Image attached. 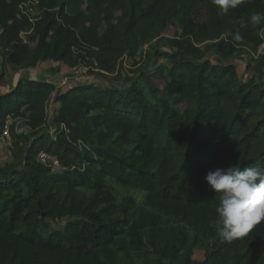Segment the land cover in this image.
I'll return each instance as SVG.
<instances>
[{
  "label": "trees",
  "instance_id": "trees-1",
  "mask_svg": "<svg viewBox=\"0 0 264 264\" xmlns=\"http://www.w3.org/2000/svg\"><path fill=\"white\" fill-rule=\"evenodd\" d=\"M253 12L264 0L226 15L211 0H0V85L9 68L49 61L114 75L0 91V125L24 116L30 127L0 164V264H264V222L222 243L205 180L264 166V21L253 27Z\"/></svg>",
  "mask_w": 264,
  "mask_h": 264
},
{
  "label": "clouds",
  "instance_id": "clouds-1",
  "mask_svg": "<svg viewBox=\"0 0 264 264\" xmlns=\"http://www.w3.org/2000/svg\"><path fill=\"white\" fill-rule=\"evenodd\" d=\"M246 0H211L221 15L244 4ZM264 13L253 12L249 23L256 27ZM246 25L241 24V27ZM235 39L240 40L237 31ZM209 189L218 195L216 217L210 222L222 243H231L249 235L264 222V166L216 168L205 176Z\"/></svg>",
  "mask_w": 264,
  "mask_h": 264
},
{
  "label": "rangeland",
  "instance_id": "rangeland-1",
  "mask_svg": "<svg viewBox=\"0 0 264 264\" xmlns=\"http://www.w3.org/2000/svg\"><path fill=\"white\" fill-rule=\"evenodd\" d=\"M30 4L27 3L26 7H28V10L31 13V16L33 19H35V16L40 14L38 11H36L33 8H29ZM175 27L170 26L166 31L165 34L169 36H173L175 34ZM30 31L23 33V36L25 40L29 41V36H30ZM0 34H1V29H0ZM34 43V42H31ZM151 46L146 45L145 50L150 49ZM264 51V44L261 47V52ZM162 62L165 61V58L160 59ZM1 62V58H0ZM231 62L235 63L238 67V70L240 74L248 78L251 75V72L249 73L248 70V65H247V60H243L240 57H235L231 59ZM129 62L126 61L124 63L125 65V71L127 72V68L129 66ZM95 69H91L90 67L83 66L82 64H78L76 66H68L66 64H61L57 62H42L39 66L36 67H30V68H21L18 70H13V69H8V77L6 78V82L0 85V91L1 92H6L10 89H12L15 84H17L20 80L22 79H30V80H37V81H45V80H51L55 82L58 86H64L65 84L69 83H74L77 81L78 82H85V81H92L95 84H98L99 86H105L110 83V81H114V75L105 77L100 75L99 73L96 72ZM0 71H1V66H0ZM97 73V74H94ZM68 89V88H67ZM55 102H51L48 109H49V120H48V126L49 131L51 134L55 133L56 127L52 123V111L56 108ZM11 130L12 132H17V128L23 127L27 132L28 129L30 130V127L26 124V118L24 116L21 117H11ZM14 128V129H13ZM17 134V133H16ZM13 141L12 139H4L3 136L0 134V164L4 165L7 162H9L12 159L11 153H10V146ZM194 258L196 259H201L203 260L205 258V252L204 250H196Z\"/></svg>",
  "mask_w": 264,
  "mask_h": 264
},
{
  "label": "built area",
  "instance_id": "built-area-1",
  "mask_svg": "<svg viewBox=\"0 0 264 264\" xmlns=\"http://www.w3.org/2000/svg\"><path fill=\"white\" fill-rule=\"evenodd\" d=\"M10 118L11 117L8 118V120L5 122V124L3 126L0 125V134L3 136L4 139H12L13 138V132L11 130V122L12 121ZM28 131H29V129H28ZM16 133L17 134H25V133H27V131L25 130V128L18 126ZM39 159L44 163H49L50 166H52V168L54 170H60L63 168L61 166L59 160L47 152H44V151L41 152L39 155Z\"/></svg>",
  "mask_w": 264,
  "mask_h": 264
},
{
  "label": "crops",
  "instance_id": "crops-1",
  "mask_svg": "<svg viewBox=\"0 0 264 264\" xmlns=\"http://www.w3.org/2000/svg\"><path fill=\"white\" fill-rule=\"evenodd\" d=\"M263 46V45H262ZM260 52H261V48H260ZM261 53H264V51H262Z\"/></svg>",
  "mask_w": 264,
  "mask_h": 264
}]
</instances>
